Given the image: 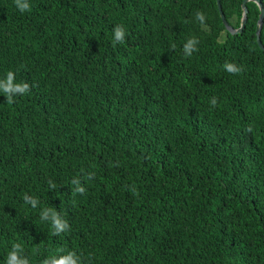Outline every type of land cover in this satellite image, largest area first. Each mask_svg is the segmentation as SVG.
<instances>
[{
  "label": "trees",
  "instance_id": "16d2710c",
  "mask_svg": "<svg viewBox=\"0 0 264 264\" xmlns=\"http://www.w3.org/2000/svg\"><path fill=\"white\" fill-rule=\"evenodd\" d=\"M27 2L0 0V80L30 85L11 104L0 93V264L14 243L29 264L70 251L81 264H264L257 2L233 34L216 0ZM242 2L220 0L233 28ZM44 209L69 229L55 235Z\"/></svg>",
  "mask_w": 264,
  "mask_h": 264
},
{
  "label": "clouds",
  "instance_id": "9594fccd",
  "mask_svg": "<svg viewBox=\"0 0 264 264\" xmlns=\"http://www.w3.org/2000/svg\"><path fill=\"white\" fill-rule=\"evenodd\" d=\"M14 3L21 13L31 10V6L27 2V0H14ZM196 20L201 24L203 28H207V25L205 23L206 16L202 11H198L196 13ZM113 32L114 39L117 43L125 42V30L122 26H116L113 29ZM198 43L199 41L195 38L189 39L183 46V51L185 55L190 57L193 52L197 51L198 49L196 45ZM223 68L225 71L232 75H238L244 71L242 66H237L236 64L231 62H225ZM29 92L30 85L24 82L17 83L15 79V73L13 71H8L6 73V78L0 80V93H3V95L7 98L6 102L9 104L14 103L15 96H23ZM210 103L212 107H215L217 104L216 98H213ZM72 183L76 185V193H85L86 189L80 186L79 180H73ZM49 185L50 187L55 188V185L51 181H49ZM23 199L27 204H30L33 208H36L39 203L37 199L29 197L28 195H24ZM41 219L43 221L51 222L55 235L64 233L69 229L68 223L64 221L58 213L53 212L50 209H44L41 212ZM22 253V246L19 243H14L7 255L6 264H29L28 258L22 255ZM42 264H81V258L77 255L75 251H70L66 255L45 259L42 261Z\"/></svg>",
  "mask_w": 264,
  "mask_h": 264
},
{
  "label": "water",
  "instance_id": "95a60500",
  "mask_svg": "<svg viewBox=\"0 0 264 264\" xmlns=\"http://www.w3.org/2000/svg\"><path fill=\"white\" fill-rule=\"evenodd\" d=\"M249 1V0H243L242 4H241V7H242V17H241V22H240V25L238 28H233L227 21H226V18L224 16V13L222 11V8H221V4H220V0H216V5H217V9H218V12H219V15H220V18L223 22V24L225 25L226 29L230 32V33H238V32H241L242 29L244 28L245 26V22H246V18H247V7H246V2ZM252 1H255L257 2L258 6H259V16H258V20H257V30H256V42L259 46L260 49L264 50V45L261 43V40H260V29H261V25H262V22H263V19H264V8L261 4L260 1L258 0H252Z\"/></svg>",
  "mask_w": 264,
  "mask_h": 264
},
{
  "label": "bare ground",
  "instance_id": "6f19581e",
  "mask_svg": "<svg viewBox=\"0 0 264 264\" xmlns=\"http://www.w3.org/2000/svg\"><path fill=\"white\" fill-rule=\"evenodd\" d=\"M68 1H69V0H68ZM262 29H263V28H262ZM2 171H3V170H2ZM2 173H4V172H2ZM5 173H6V172H5ZM4 176H6V175H4ZM9 176H10V175H9ZM9 176L6 177V178H9ZM10 179L13 180V178H10ZM11 180H10V181H11ZM21 181H22V180H21ZM21 181H20V182H21ZM18 189H19V188H18ZM18 189H17V190H18ZM22 189H23V188H22ZM12 191H13V190H12ZM14 192H15V191H14ZM14 192H13V193H14ZM10 194H11V193H10ZM15 194H16V193H15ZM20 195H21V194H20ZM9 199H10V198H9ZM21 201H22V200H21Z\"/></svg>",
  "mask_w": 264,
  "mask_h": 264
}]
</instances>
